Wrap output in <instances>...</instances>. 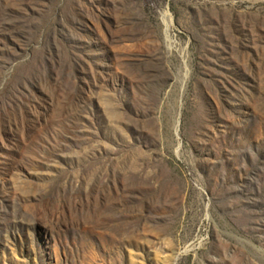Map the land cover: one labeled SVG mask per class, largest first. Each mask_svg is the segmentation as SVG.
<instances>
[{"label":"rangeland","instance_id":"obj_1","mask_svg":"<svg viewBox=\"0 0 264 264\" xmlns=\"http://www.w3.org/2000/svg\"><path fill=\"white\" fill-rule=\"evenodd\" d=\"M0 264H264V0H0Z\"/></svg>","mask_w":264,"mask_h":264}]
</instances>
